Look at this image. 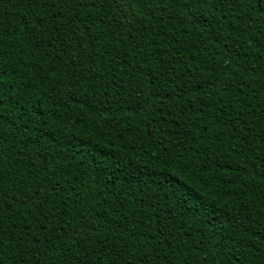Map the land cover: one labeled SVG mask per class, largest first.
Wrapping results in <instances>:
<instances>
[{
  "label": "trees",
  "instance_id": "16d2710c",
  "mask_svg": "<svg viewBox=\"0 0 264 264\" xmlns=\"http://www.w3.org/2000/svg\"><path fill=\"white\" fill-rule=\"evenodd\" d=\"M94 2L0 0V264H264V5Z\"/></svg>",
  "mask_w": 264,
  "mask_h": 264
},
{
  "label": "snow or ice",
  "instance_id": "6c2138e0",
  "mask_svg": "<svg viewBox=\"0 0 264 264\" xmlns=\"http://www.w3.org/2000/svg\"><path fill=\"white\" fill-rule=\"evenodd\" d=\"M138 3L143 4L147 9H151L152 4L150 0H137ZM219 3L224 6L225 9H231L233 7L239 8L242 5L246 6L251 11H256V4L264 5V0H219ZM124 0H121L122 5V11L126 14L127 9L123 7ZM78 6L80 8H95L96 4L94 0H66V6ZM133 8L135 7V4L132 5ZM77 13H73V16H76ZM259 15L264 16V8H262L259 12ZM264 55V53H262ZM3 70V67L0 66V71ZM4 119L3 114H0V120ZM31 199V197H28ZM205 210H208V206H203ZM260 247L257 248L255 252V256L261 260H264V239H261L260 241ZM241 264H251V259L245 253H241Z\"/></svg>",
  "mask_w": 264,
  "mask_h": 264
}]
</instances>
